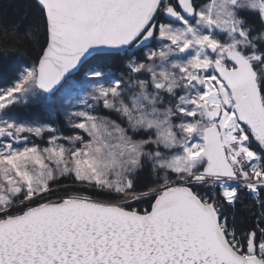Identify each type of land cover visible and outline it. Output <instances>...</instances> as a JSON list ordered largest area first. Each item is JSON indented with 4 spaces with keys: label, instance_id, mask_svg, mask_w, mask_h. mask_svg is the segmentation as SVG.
<instances>
[{
    "label": "snow or ice",
    "instance_id": "6c2138e0",
    "mask_svg": "<svg viewBox=\"0 0 264 264\" xmlns=\"http://www.w3.org/2000/svg\"><path fill=\"white\" fill-rule=\"evenodd\" d=\"M0 264H264V0L0 10Z\"/></svg>",
    "mask_w": 264,
    "mask_h": 264
},
{
    "label": "trees",
    "instance_id": "16d2710c",
    "mask_svg": "<svg viewBox=\"0 0 264 264\" xmlns=\"http://www.w3.org/2000/svg\"><path fill=\"white\" fill-rule=\"evenodd\" d=\"M33 8L34 0H0V10L6 11L12 17L19 18Z\"/></svg>",
    "mask_w": 264,
    "mask_h": 264
}]
</instances>
